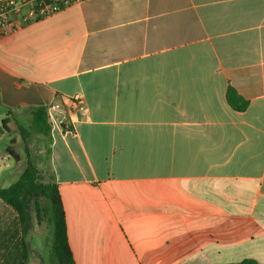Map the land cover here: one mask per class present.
I'll return each mask as SVG.
<instances>
[{"label":"crops","instance_id":"1","mask_svg":"<svg viewBox=\"0 0 264 264\" xmlns=\"http://www.w3.org/2000/svg\"><path fill=\"white\" fill-rule=\"evenodd\" d=\"M37 107L76 264H264V0H85L0 37L5 133Z\"/></svg>","mask_w":264,"mask_h":264},{"label":"trees","instance_id":"2","mask_svg":"<svg viewBox=\"0 0 264 264\" xmlns=\"http://www.w3.org/2000/svg\"><path fill=\"white\" fill-rule=\"evenodd\" d=\"M229 105L237 111H244L249 103L242 99L233 88L227 91ZM11 112H9V115ZM31 128L50 139L51 124L46 107L31 109ZM8 118L4 119L3 128L8 131ZM64 128V125H62ZM26 134H29L26 131ZM23 140L27 141L25 133ZM27 165L18 180L8 188L0 189V201L16 215L13 232L5 231L1 236L0 248L5 264H27L31 249L28 237L33 227V211L36 212L38 224L45 223L52 234L50 257L57 264H76L69 244L67 222L59 185L51 178L44 182V177L35 167L28 146H25ZM8 154L17 158L12 150ZM50 153V150L48 151ZM16 240V241H14ZM239 264H258L246 260Z\"/></svg>","mask_w":264,"mask_h":264},{"label":"rangeland","instance_id":"3","mask_svg":"<svg viewBox=\"0 0 264 264\" xmlns=\"http://www.w3.org/2000/svg\"><path fill=\"white\" fill-rule=\"evenodd\" d=\"M21 127L14 123H10V136L5 133L2 128L0 119V167L4 168L1 172L4 174L0 177V189L8 188L15 183L27 165L25 154V146L27 145L34 158V165L44 177V182H50L51 164L49 153L46 148L49 144V139L44 135L35 132L31 128L30 121H20ZM22 130L25 133L27 141L23 140ZM26 130V131H25ZM45 141V142H44ZM12 150L17 158L8 156L7 150ZM16 223V215L8 206L0 201V236L5 231L13 232ZM1 240V238H0ZM16 241V240H14ZM28 244L31 249L29 260L27 264H57L50 257V250L52 246V234L45 223L38 224L36 212L33 211V227L31 235L28 237ZM3 252L0 248V264H5L3 261Z\"/></svg>","mask_w":264,"mask_h":264},{"label":"built area","instance_id":"4","mask_svg":"<svg viewBox=\"0 0 264 264\" xmlns=\"http://www.w3.org/2000/svg\"><path fill=\"white\" fill-rule=\"evenodd\" d=\"M85 0H0V37L16 33L27 26L53 17ZM76 112L86 110L85 100L79 96L65 98ZM63 100L49 109L66 112Z\"/></svg>","mask_w":264,"mask_h":264}]
</instances>
